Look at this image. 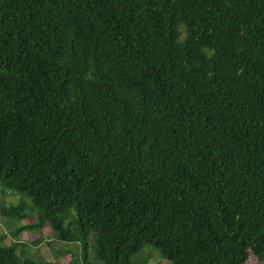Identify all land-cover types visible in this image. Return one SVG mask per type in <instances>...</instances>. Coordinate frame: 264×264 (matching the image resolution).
I'll return each mask as SVG.
<instances>
[{"label": "trees", "instance_id": "obj_1", "mask_svg": "<svg viewBox=\"0 0 264 264\" xmlns=\"http://www.w3.org/2000/svg\"><path fill=\"white\" fill-rule=\"evenodd\" d=\"M5 191L0 264H264V0H0Z\"/></svg>", "mask_w": 264, "mask_h": 264}, {"label": "rangeland", "instance_id": "obj_2", "mask_svg": "<svg viewBox=\"0 0 264 264\" xmlns=\"http://www.w3.org/2000/svg\"><path fill=\"white\" fill-rule=\"evenodd\" d=\"M0 201L3 207L15 206L22 203L25 206L23 214L24 220H14L9 224L7 218L1 216L0 233H9L5 239L6 244H10L16 234V228L34 222L30 218V200L18 192H0ZM17 240L24 244L27 258L32 259L36 264H69L71 258H78L80 261L81 247L78 243H64L55 238L51 229L46 225L41 229L22 230ZM39 241V242H38ZM92 248L88 249V260L93 262ZM78 260L74 264H83ZM134 264H170L160 258L158 251L152 246H145L137 255L133 256ZM248 264H262L254 256H250Z\"/></svg>", "mask_w": 264, "mask_h": 264}, {"label": "crops", "instance_id": "obj_3", "mask_svg": "<svg viewBox=\"0 0 264 264\" xmlns=\"http://www.w3.org/2000/svg\"><path fill=\"white\" fill-rule=\"evenodd\" d=\"M0 206H2L1 201H0ZM0 218H1V216H0ZM1 222H2V221L0 220V224H1Z\"/></svg>", "mask_w": 264, "mask_h": 264}]
</instances>
